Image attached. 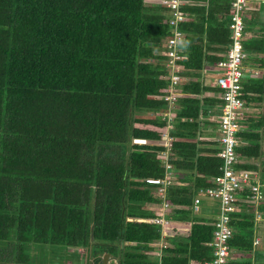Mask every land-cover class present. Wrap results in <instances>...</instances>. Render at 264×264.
I'll use <instances>...</instances> for the list:
<instances>
[{"label":"trees","instance_id":"obj_1","mask_svg":"<svg viewBox=\"0 0 264 264\" xmlns=\"http://www.w3.org/2000/svg\"><path fill=\"white\" fill-rule=\"evenodd\" d=\"M183 8L165 199L166 217L190 226L171 225L160 262L206 264L215 226L192 204L199 188L214 184L221 146L202 148L194 138L219 101L204 94L216 88L201 74L221 58L213 51L227 48L232 8L230 0ZM169 16L158 0H0V264H50L62 253L94 264L159 261L151 243L161 224L149 219L163 199L144 178L165 173L158 112L168 105ZM244 22L246 33L252 17ZM246 39L247 51L264 54V35ZM263 82L243 83V97ZM254 122L238 132L247 141L239 139L240 156L261 154L255 128L264 117ZM258 209V221L251 204L231 214L226 264H264V202Z\"/></svg>","mask_w":264,"mask_h":264},{"label":"built area","instance_id":"obj_2","mask_svg":"<svg viewBox=\"0 0 264 264\" xmlns=\"http://www.w3.org/2000/svg\"><path fill=\"white\" fill-rule=\"evenodd\" d=\"M169 9L168 22L171 26V34L166 38V66L169 79L168 91L163 99L168 101L167 108L160 110L158 114L166 120L165 129L162 131L160 143L165 146L161 153L164 157L163 165L165 173L163 176H147L145 182L156 185L159 196L162 197L161 212L159 216L151 217L149 220L161 224V237L156 241L155 255L159 257L156 263L161 264L160 257L162 249L169 245L165 240L170 235L169 229L172 227L170 220L166 217V212L171 208V204L165 199L166 187L173 182L171 163L169 157L171 153L172 141L176 138L171 134L170 129L174 127V106L176 95L178 94V84L183 78L180 71L182 64L178 59L183 58L181 54V44L185 38V31L180 24L187 20L188 12L183 6L189 0H158ZM231 13L229 15V27L231 29L230 41L226 50L221 54V58L214 62L217 69L216 84L220 88V113L218 115L219 141L221 148L217 155L222 158L219 166L220 172L213 176V185L201 187L195 195L192 208L194 211L200 209L203 197L215 198L218 201L217 217L214 221L213 237L207 243L213 248V256L206 264H226L230 257V245L228 239L232 234L230 225L231 214L247 204L253 206L255 219H261L262 214L258 205L264 202V180L261 179L256 170L239 167V153L236 150L240 142L238 132L241 129V117L245 108L243 97V78L246 71L243 67L247 56L244 46L245 22L244 9L248 8L249 0H230ZM252 73V71H250ZM257 73V70L253 71ZM259 240L255 236L254 244ZM153 243V242H152Z\"/></svg>","mask_w":264,"mask_h":264},{"label":"crops","instance_id":"obj_3","mask_svg":"<svg viewBox=\"0 0 264 264\" xmlns=\"http://www.w3.org/2000/svg\"><path fill=\"white\" fill-rule=\"evenodd\" d=\"M191 3L197 2V0H189ZM202 2V1H200ZM248 9L252 10L256 15L258 23L255 22L254 16L252 15V23L253 27L251 30L246 31L245 36H260L264 35V0H249ZM212 52V51H211ZM224 51H213V53L221 55ZM250 58L247 62L243 63V67L246 71V74L243 78L242 84L250 79H259L264 78V64L260 62L256 58L264 57V54L257 52H250ZM245 61V60H244ZM214 63V62H213ZM213 63H207L205 65V70L202 72V76L208 85H212L216 88V90H206L204 92L207 96H214L219 98V101L215 103V105L207 108L209 113L207 115H203L201 117L200 129L198 135L194 138L197 140L199 147L202 148H214L220 147L219 141V126H218V115L220 113V103L221 99L220 88L216 84V75L217 69ZM257 70V73H253V71ZM252 71V73H250ZM264 83V82H263ZM244 91V90H243ZM248 96V98H247ZM247 96L245 99V108L242 115L241 125L242 129L246 128L249 122L255 123L260 117H264V86L262 90H249L247 91ZM257 131L261 132V136L259 139L260 151L261 154L259 156H240V161L238 163L239 167H243V164H247V168L251 170H256L260 176V170L262 166V162L264 161V122L261 127L255 128ZM241 140V138L239 137ZM241 142L247 143L245 139H242ZM208 152V151H207ZM245 168V167H244ZM216 202H215V201ZM218 211V201L215 198L203 197L200 203V209L197 211L196 215L199 216L202 220L208 221L210 223H214L217 217ZM170 224L173 226H180L182 228H186L190 226L189 221L178 220V219H169ZM183 232L180 230L178 234H182ZM156 241L151 243L154 247H156Z\"/></svg>","mask_w":264,"mask_h":264},{"label":"rangeland","instance_id":"obj_4","mask_svg":"<svg viewBox=\"0 0 264 264\" xmlns=\"http://www.w3.org/2000/svg\"><path fill=\"white\" fill-rule=\"evenodd\" d=\"M243 15H245L247 18H250V17H252V15H253V16H254V19H255V22L258 23L257 17H256V15L253 13L252 10H250V9H248V8L244 9V11H243ZM252 26H253V23H252ZM252 40H253V39H252ZM247 41L249 42L250 39L248 40V39L245 38V39H244V42L248 43ZM249 58H250V53L247 52V56H246L244 62H247ZM241 120H242V118L240 119V121H241ZM146 141H147V140H146ZM146 141H145V142H146ZM147 142H148V141H147ZM214 201H215V200H214ZM215 202H216V201H215ZM195 212H196V211H195ZM262 225H263V227H264V223H262ZM263 231H264V230H263ZM167 237H168V236L165 237V240H166ZM260 238H261V235H260ZM61 256H62V258H61V260H60L59 262L54 261V262H52V263H50V264H94L92 260H91V262H90V260L86 259V257H80V255H79V256L75 255V256H73V258H70V257L67 258V255L64 254V253H62ZM44 262H45V261H42V263H39V264H44ZM104 264H117V263H116L115 260H112V259H106L105 262H104Z\"/></svg>","mask_w":264,"mask_h":264},{"label":"clouds","instance_id":"obj_5","mask_svg":"<svg viewBox=\"0 0 264 264\" xmlns=\"http://www.w3.org/2000/svg\"><path fill=\"white\" fill-rule=\"evenodd\" d=\"M260 237V236H259Z\"/></svg>","mask_w":264,"mask_h":264}]
</instances>
